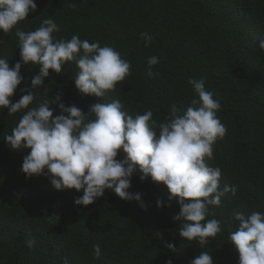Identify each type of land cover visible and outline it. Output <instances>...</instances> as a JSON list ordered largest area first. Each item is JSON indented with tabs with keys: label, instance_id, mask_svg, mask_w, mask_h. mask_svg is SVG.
I'll use <instances>...</instances> for the list:
<instances>
[{
	"label": "trees",
	"instance_id": "obj_1",
	"mask_svg": "<svg viewBox=\"0 0 264 264\" xmlns=\"http://www.w3.org/2000/svg\"><path fill=\"white\" fill-rule=\"evenodd\" d=\"M37 9L19 22L10 34L0 30V58L10 67L20 61L16 29L34 31L44 19L59 26L57 39L78 35L101 47H113L131 63V74L105 97L82 95L74 84L79 69L66 62L61 74L50 70L46 90L34 93L29 108L48 97L65 106L75 104L85 114L91 105L119 100L122 110L135 117L147 110L157 124L163 123L173 104L186 109L196 97L189 79L203 78L205 88L221 107L217 117L226 128L223 139L213 145V159L222 175L220 190L235 186V195L225 193L219 206H209L207 219L219 220L221 232L203 247L184 240L174 221L180 211L177 199H169L166 185L151 178L131 180L130 193L140 202L119 198L106 189L89 206H77L82 195L75 189H54L44 175L25 178L21 171L29 150H11L4 139L12 134L23 112L8 115L0 109V264H190L201 252L212 255L214 264H239V254L230 233L245 216L264 213V0H35ZM141 33L150 34L145 46ZM157 56L147 75V60ZM38 65H22L23 80L12 97L31 88ZM48 95V96H47ZM198 98V97H197ZM58 102V103H59ZM54 116L60 115L58 104ZM27 109L24 110L26 112ZM157 131L159 129L157 128ZM123 153L117 159H122ZM162 207H157V201ZM35 240L32 248L26 241ZM172 243L175 250L166 247ZM101 256L95 257L93 245Z\"/></svg>",
	"mask_w": 264,
	"mask_h": 264
},
{
	"label": "clouds",
	"instance_id": "obj_2",
	"mask_svg": "<svg viewBox=\"0 0 264 264\" xmlns=\"http://www.w3.org/2000/svg\"><path fill=\"white\" fill-rule=\"evenodd\" d=\"M36 9L35 0H0V30L10 34ZM58 31L59 26L51 18L44 19L34 31L17 28L20 61L10 67L0 58V109L7 108L9 116L24 113L4 141L11 150H29L21 166L25 178L44 175L56 190L82 191L74 200L77 206H89L111 189L122 200H135L143 208L141 194L128 191L132 177L139 172L141 181L150 177L166 185L169 199L178 198L180 211L173 220L185 221L178 229L179 236L198 241L201 247L207 245L210 237L221 232L219 220H206L209 206H219L225 193L235 195L237 189L225 185L220 190L221 169L207 163L214 158L213 145L224 138L226 128L217 117L221 105L206 90L205 80L189 79L196 97L186 109L173 104L159 124L151 110L133 118L122 110L119 100L93 104L87 114L75 104L65 106L59 102L60 95L29 108L38 90L47 89L44 78L50 70L61 74L66 62L75 61L79 69L74 84L82 95L105 97L131 74V63L113 47H101L99 41L90 43L78 35L70 40L57 39L54 33ZM140 37L145 46L153 39L148 33ZM260 47L264 49V40ZM30 63L38 65L39 73L31 79L30 89L21 90L27 94L13 103L12 97L23 80L21 67ZM158 63L157 56L148 58L149 77L153 76L152 66ZM53 104H58L60 115L54 116ZM121 153L122 159H117ZM162 206L158 200L157 207ZM233 219L238 227L229 239L239 254V264H264V213L245 216L236 212ZM34 243V239L26 241L28 248ZM166 247L175 250L172 243H166ZM93 252L96 258L101 256L99 244L93 245ZM190 264L214 261L204 251Z\"/></svg>",
	"mask_w": 264,
	"mask_h": 264
}]
</instances>
